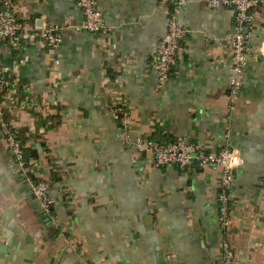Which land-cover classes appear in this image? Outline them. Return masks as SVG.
<instances>
[{
	"label": "crops",
	"instance_id": "1",
	"mask_svg": "<svg viewBox=\"0 0 264 264\" xmlns=\"http://www.w3.org/2000/svg\"><path fill=\"white\" fill-rule=\"evenodd\" d=\"M206 1L96 0L105 26L97 34L82 28L74 0L15 1L27 35L20 47H0V69L21 84L5 114L31 170L18 169L0 132V264H264V0L246 30L235 96L234 12ZM168 3L187 34L160 85L153 60ZM47 23L61 32L57 48L34 35ZM118 102L128 108L121 128L111 112ZM178 138L238 152L227 231L220 169L156 167L135 145ZM26 175L47 184L49 214Z\"/></svg>",
	"mask_w": 264,
	"mask_h": 264
},
{
	"label": "built area",
	"instance_id": "2",
	"mask_svg": "<svg viewBox=\"0 0 264 264\" xmlns=\"http://www.w3.org/2000/svg\"><path fill=\"white\" fill-rule=\"evenodd\" d=\"M16 0H0V47H20L23 38L27 35L22 20L14 11ZM260 0H207L209 9L230 8L234 12V30L227 37L231 46L233 65L235 74L230 83V94L235 96L240 87V78L243 67L246 65L248 57L247 33L246 30L254 24V10ZM76 7L84 16L82 28L90 33H102L105 30L103 17L97 7L96 0H74ZM183 1L176 5L179 8ZM80 29V28H78ZM187 34V30L180 24L176 13L170 15L167 20V32L157 45L155 59L158 83L163 85L168 80V72L171 66L176 63L177 52L180 42ZM35 37L45 47L49 49L57 48L61 42V32L53 24H44ZM21 41V42H20ZM11 49V48H10ZM259 52L264 55V45L259 48ZM21 87L18 79L8 76L0 69V132L5 138L6 148L15 160L18 169L26 173L31 169L24 159L21 141L17 138L14 128L6 118V107L9 94ZM119 106L117 107V105ZM121 102L111 110L114 118L121 114V123L124 126L128 117V111L124 110ZM137 148L148 150L152 153L153 162L156 167L168 165L177 166L180 170L196 163L201 168L215 167L220 169V185L217 194L219 223L223 231L230 227L229 219V191L234 178V171L237 168L239 155L235 150L227 148L217 152L204 151L193 146L187 139L178 138L172 143L159 144L152 140H146ZM28 187L34 198L39 203L44 214H49L52 206V199L48 195V186L44 182H37L32 177L26 175ZM262 200L264 201V181L262 183ZM223 256L226 262L233 258V252L227 241L222 244Z\"/></svg>",
	"mask_w": 264,
	"mask_h": 264
},
{
	"label": "trees",
	"instance_id": "3",
	"mask_svg": "<svg viewBox=\"0 0 264 264\" xmlns=\"http://www.w3.org/2000/svg\"><path fill=\"white\" fill-rule=\"evenodd\" d=\"M175 3L173 4V3H168V18L170 17V15H172L173 14V11H174V9H175ZM160 42V41H159ZM181 43H182V41L180 42V44H179V47L181 46ZM176 59H177V57H176ZM154 63H155V66H156V59H155V56H154ZM173 68H174V66H171V68H170V70H169V72H168V77L171 75V71L173 70ZM105 71H106V73H107V77L109 78V79H112L113 77L111 76V68L110 67H107V66H105ZM119 106V104L117 105V107ZM120 107V106H119ZM122 107L124 108V110H126L127 111V109L128 108H126L124 105H122ZM116 122L118 123V125H119V127L121 128L122 127V123H121V114L119 113V114H117V118H116ZM15 134H16V132H15ZM16 136H17V138H18V135L16 134ZM19 139V138H18ZM152 141H154V142H157V143H159V144H164V143H172V142H165V141H160V140H152ZM174 142V141H173ZM21 144H22V142H21ZM22 148H23V153H24V146H23V144H22ZM24 158H25V155H24ZM28 157H26L25 159L26 160H28L27 159ZM36 158V156L34 157V159ZM194 164H196V163H194ZM194 164H192V165H194ZM191 165V166H192ZM197 165V164H196ZM177 167V166H176ZM56 181H57V179H55Z\"/></svg>",
	"mask_w": 264,
	"mask_h": 264
},
{
	"label": "water",
	"instance_id": "4",
	"mask_svg": "<svg viewBox=\"0 0 264 264\" xmlns=\"http://www.w3.org/2000/svg\"><path fill=\"white\" fill-rule=\"evenodd\" d=\"M39 204V203H38Z\"/></svg>",
	"mask_w": 264,
	"mask_h": 264
}]
</instances>
